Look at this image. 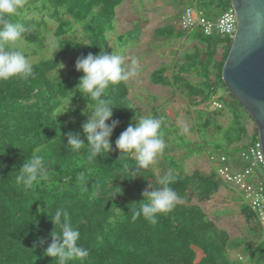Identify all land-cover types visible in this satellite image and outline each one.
I'll return each mask as SVG.
<instances>
[{"label": "trees", "instance_id": "obj_1", "mask_svg": "<svg viewBox=\"0 0 264 264\" xmlns=\"http://www.w3.org/2000/svg\"><path fill=\"white\" fill-rule=\"evenodd\" d=\"M123 1L23 0L19 13L11 17L13 22L32 27L23 40L34 48L32 54L45 44L49 21L54 23L51 34L59 48L52 57L32 64L29 78L0 81V264H56L55 258L45 256L44 251L52 242L51 233L60 231L50 219L58 209L68 213L69 222L81 233L78 243L90 253L85 260L67 264H264L262 241L250 250L242 248L246 263L231 260L228 252L241 244L209 220L199 206L223 186L213 171L184 175L166 160L162 164L164 174L176 177L171 187L180 199L170 211L159 214L155 223L143 215L133 218L143 200L142 193L149 184L159 187L160 176L151 166L138 174H134L135 169L128 172L125 165L133 167L135 158L127 154L121 159L115 147L116 139L137 117L126 82L106 89L115 107L111 119L119 121L110 137L111 151L90 158L86 145L79 151L68 147L69 132L87 143L82 126L89 116L82 113L87 112L88 101L75 91L83 75L76 71L75 63L89 53H107L106 34L113 30L115 9ZM186 1L187 6L209 19L231 8V0ZM77 28L80 39L75 36ZM155 36L172 39L173 33L157 29ZM191 37L204 45L203 53H192L168 75L166 67L153 70L151 83L183 90L190 107L203 106L194 111L199 133L207 137L211 129L210 139L215 140L204 139L199 151L206 156L220 152L234 160L249 139L257 137V131L250 115L222 81V68L232 43L225 42L218 58L216 46L220 40L198 32ZM22 51L28 58L29 53ZM66 57L74 59L64 71L59 65ZM190 72L199 78L197 83L182 77ZM213 100L222 108L209 111ZM67 102L70 110L62 113L67 110ZM94 105V101L89 102L90 109ZM224 111L230 115L226 126L218 123ZM248 119L253 122L250 128ZM34 152L44 157L49 179L27 189L16 183L15 172ZM192 199L198 204L191 203ZM240 211L251 232L264 233L252 225L254 215L245 205ZM41 239L43 244L39 243Z\"/></svg>", "mask_w": 264, "mask_h": 264}, {"label": "rangeland", "instance_id": "obj_2", "mask_svg": "<svg viewBox=\"0 0 264 264\" xmlns=\"http://www.w3.org/2000/svg\"><path fill=\"white\" fill-rule=\"evenodd\" d=\"M186 3V0H124L115 9L113 30L106 34L108 54H111L112 51L122 54L126 63L130 62L133 56L139 59L140 75L126 82L129 88V99L133 102V112L137 117L143 114H153L154 117L162 116L165 119L163 131L171 132H164L165 150L151 166L157 177L164 174L165 170L162 168V164L166 160L168 163L176 165L184 175H190L195 171L209 173L207 156L199 151V147L204 139L215 140V138L210 139L211 129L208 131L207 137H203L199 133L200 128L194 111L203 106L190 107V100L183 90L176 91L171 87L155 85L150 80V73L154 69L161 67L169 69L168 67L175 63L177 47L176 41L173 39L164 37L156 39L153 32L160 27V29L166 28L167 31H171L176 38L185 35L186 32L178 29L177 16ZM53 28L54 23L49 21L48 29L50 32L46 33L45 44L41 51L36 54H32L34 48L27 46L24 41L17 42L16 47L29 53L28 60L31 64L52 57L56 49L54 46L55 40L51 34ZM77 31L75 36L80 39V29L77 28ZM120 38L121 40H119ZM188 40L190 45L194 44L190 49H186L188 54L192 52L203 53V44L194 41L190 37ZM189 57L190 55L186 56V58ZM73 59L72 57H66L63 60L62 68L64 71L68 69L70 61ZM189 80L191 83L198 81L194 76L189 77ZM208 110L214 111L211 104ZM88 116H90V113H88ZM229 120V113L224 111L222 116L218 118V123L226 126ZM248 122L250 128L253 122L250 119H248ZM164 156L166 157L165 160ZM167 156L169 157L167 158ZM222 187H224V190L219 191L217 195H213L208 204L204 202L200 203L199 206L207 218L212 222H216L217 225L214 224L226 231L235 243L239 242L240 247L243 246V248L250 250L255 244L264 240V233L250 231L251 225L246 223L241 214V206L235 196L237 191L234 189L232 191L224 184ZM226 195L231 196L230 201L233 199V202L222 206V203H225L222 198ZM191 203L198 204L195 199H192ZM237 250L228 252L231 259L238 260L241 257L242 260L238 261H243L245 259L243 253Z\"/></svg>", "mask_w": 264, "mask_h": 264}, {"label": "clouds", "instance_id": "obj_3", "mask_svg": "<svg viewBox=\"0 0 264 264\" xmlns=\"http://www.w3.org/2000/svg\"><path fill=\"white\" fill-rule=\"evenodd\" d=\"M22 5L23 0H0V81L12 78L27 79L33 75V65L25 53L14 47L17 42L24 40L26 33L32 31L31 26L11 20L12 16L19 13ZM54 46L59 48L58 43ZM62 67L63 65H59V68ZM75 69L83 73L75 91L81 93L88 101L87 112L82 115L90 113V116L82 126L87 143L85 144L79 135L69 132L67 144L73 151H79L86 145L89 157L97 158L102 153L111 151L110 137L119 124V121L111 119L115 107L106 95V89L110 85L138 77L141 66L135 56L126 63L122 54L113 51L108 54L105 50H100L96 55L89 53L86 57L78 58ZM90 101L95 102L91 109ZM70 102H67V110L62 113L70 110ZM110 120L111 123H108ZM164 123V118L160 115L154 117L153 114H143L138 118L134 117L133 122L116 139L115 147L120 151L121 159L127 154L135 158L133 167L125 165L128 172L135 169L134 174H138L149 169L165 150ZM48 179L49 170L44 157L35 152L24 161L22 168L15 172L16 183L27 189H32L38 182ZM175 180L174 175L165 173L158 178L159 187L153 188L149 184L148 189L142 193L143 200L139 202L140 207L133 218L143 215L155 223L159 214L170 211L180 199L171 187ZM50 219L55 227L59 226L60 231L51 233L52 242L45 249V256L55 258L56 264H67L70 260H85L89 257V250L78 243L81 233L69 222L66 211L58 209ZM39 243L43 244L44 241L41 239Z\"/></svg>", "mask_w": 264, "mask_h": 264}, {"label": "built area", "instance_id": "obj_4", "mask_svg": "<svg viewBox=\"0 0 264 264\" xmlns=\"http://www.w3.org/2000/svg\"><path fill=\"white\" fill-rule=\"evenodd\" d=\"M177 25L180 31L198 32L205 38L220 40L216 46L218 58L223 54L225 42L232 43L236 32V18L232 8L221 12L215 19H209L201 11L185 6ZM211 107L219 110L222 105L213 100ZM207 159L215 177L237 191L242 203L253 213V223L264 231V157L258 135L249 139L234 160L220 152L208 153Z\"/></svg>", "mask_w": 264, "mask_h": 264}, {"label": "water", "instance_id": "obj_5", "mask_svg": "<svg viewBox=\"0 0 264 264\" xmlns=\"http://www.w3.org/2000/svg\"><path fill=\"white\" fill-rule=\"evenodd\" d=\"M236 32L222 81L250 115L264 157V0H231Z\"/></svg>", "mask_w": 264, "mask_h": 264}, {"label": "crops", "instance_id": "obj_6", "mask_svg": "<svg viewBox=\"0 0 264 264\" xmlns=\"http://www.w3.org/2000/svg\"><path fill=\"white\" fill-rule=\"evenodd\" d=\"M185 6H187V3L185 4ZM184 6V7H185ZM182 12V11H181ZM180 12V13H181ZM180 13L178 14V16H177V18L179 17V15H180ZM157 29H160V27L159 28H156L155 30H154V32H153V35H154V38L156 37L155 36V31L157 30ZM191 33H193V32H187V33H185V35H183V36H181V37H174L173 36V40L174 41H176V44H177V47H176V51H175V54H176V61H175V63L173 64V65H171L170 67H168L169 69H168V74H170V72H172V71H175L176 70V67H180L181 65H183L184 63H185V61L187 60L186 59V56L188 57V55H190V56H192V53H195V52H192L191 54H188L187 53V51H186V49L188 50V49H190L192 46H194V44H191L190 45V43H188V39H189V37L190 38H192L191 37ZM159 38H161V37H156V39H159ZM195 41V40H194ZM184 57V58H183ZM155 70V69H154ZM152 73V72H151ZM151 73H150V75H151ZM194 76V78H197L198 79V81H199V78L197 77V75L194 73V72H190V73H187V74H184L182 77H184L186 80H188L189 82H190V80H189V77L191 78V77H193ZM149 77V76H148ZM198 81H196V82H192V83H197ZM156 85V84H155ZM208 169H209V172L211 171V167H210V165L208 166ZM225 187H228V186H225ZM224 187H220V189L218 190V192L220 191V192H222L224 189H223ZM228 188H230V187H228ZM231 190H232V188H230ZM232 191H234V190H232ZM216 193V195L217 194H219V193ZM237 195H235L237 198H238V200H239V205L242 207V200H241V198H240V196H239V194L238 193H236ZM231 196H224L222 199V201H224L225 200V203H222V206H224V205H229V203H231V202H233V199H232V201H230V198ZM232 198H233V196H232ZM211 200H209V201H207L206 203L208 204L209 202H210ZM244 205V204H243ZM213 223H215L216 224V222H213ZM217 225V224H216ZM230 237V236H229ZM231 238V237H230ZM232 239V238H231ZM233 240V239H232ZM241 248V250H239ZM237 251H241L242 252V248L243 247H240ZM243 253V252H242ZM229 255V258L231 259V257H230V253L228 254ZM232 260V259H231ZM239 260V259H238ZM233 261H236V260H233ZM243 262L244 263H246V258L243 260Z\"/></svg>", "mask_w": 264, "mask_h": 264}]
</instances>
